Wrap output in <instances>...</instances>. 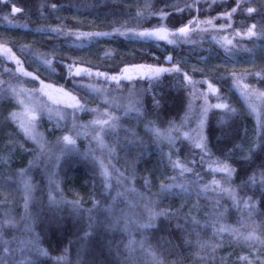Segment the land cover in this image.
<instances>
[{"label": "trees", "instance_id": "trees-1", "mask_svg": "<svg viewBox=\"0 0 264 264\" xmlns=\"http://www.w3.org/2000/svg\"><path fill=\"white\" fill-rule=\"evenodd\" d=\"M150 2L151 11L163 9L171 13L164 20L169 28L180 27L193 18L199 21L213 18L214 23L222 24L225 18L220 16V13L235 7V0H215V3L213 0H198L195 8L175 12L166 5L176 3L183 8L185 4H192L193 0ZM12 3L23 11L11 13ZM144 3L145 0H10L7 4L0 3V43L11 47L23 62V68L39 76L46 84L63 86L84 104L93 108L99 104L101 98L92 94L89 95L92 100L88 101L85 97L88 93L82 91L83 83H97L103 88L117 92H124L132 85L142 83L149 87L145 93L141 117L138 118L135 113L124 115L123 110H114L115 115L120 117V128L118 132L104 136L107 145L115 148V153L111 156L107 149L98 146L88 130L77 139L76 152L61 155L59 152L61 144L57 141L67 130L72 129L73 123L68 120L61 130L52 134L46 133L49 144L44 153L37 149L33 153H24L11 166H0V190L6 191L9 195V201L0 204V218H3L7 211L18 225L17 228L5 229V235L8 239L24 235L36 239L38 246L48 251V256L35 257L32 253L41 264H56L55 258L63 255L65 249L68 250L67 258L71 264H126L125 258L128 253L125 245L130 238L129 232L124 231L122 225L117 228L108 227L109 206L117 212L122 209V197L117 196L115 192V189L117 192L120 189V186L116 185L117 173H113L111 189L105 190L99 163L92 157L85 158L82 155L90 150L106 164L110 159L111 164L124 173V177L120 178L122 182L125 177H132L139 194L143 193L153 200L158 198V209L175 206L181 208L182 212L189 211V200L196 193L194 186L190 185L193 187L190 195L182 197L160 191V181L170 182L166 177L176 176L178 180L181 178L178 169L174 170L171 162L167 160L163 146L158 144L152 133L145 128V125L152 121L156 127L165 130L182 119L190 101L189 94L193 91L188 82L183 80V72H188L197 81L210 80L220 89L219 94L223 101L235 109V112L210 110L206 120V136L211 152L210 158L227 162L236 169L229 185L241 200V204L237 207L229 194L220 191L219 202L213 213L210 211L197 218L201 221L196 228L200 239L209 242L220 240V237L214 235L212 227L205 224V221L214 216L220 217L217 227L222 224L239 228L241 231L250 230L254 226L251 224L252 221L259 223L264 220V199L261 197L264 184L248 183V178L254 173L259 181V173L262 170L260 160L264 158V153L256 145L264 138V128H261L258 120L256 121L243 108L230 75L233 71L261 72L260 77L246 76L245 83L264 90V83H261L264 79V38H233L237 48L229 54L221 43L217 42L218 39L211 38L208 30H200L207 24H201L199 29L193 25L189 38L175 45L155 38L138 40L119 35L95 37L90 41L77 40L72 35H58L50 30L59 26L65 30L81 32H112L116 28L123 29L122 26L146 28L162 23L158 16L147 14L143 7ZM53 4H56L57 8L53 9L51 7ZM242 4L256 8L257 11L248 14L238 9L232 16V27L229 32L233 33L236 29L245 32L252 24L256 25L255 31L259 32L264 28V0H242ZM138 10L145 15L137 17ZM5 15L16 23H7L3 18ZM25 46L28 48L22 51ZM169 54L173 57L172 62L166 59ZM39 55L54 57L51 68L38 59ZM255 55H259L260 60L255 65H248V61ZM74 62L80 67L93 68L94 71L108 72L110 75H119L120 69L129 63L153 64L166 68L178 63L182 72L162 73L158 79L148 84L146 80L134 78L131 82L121 80L117 85L114 81L106 82L103 77H89L84 74L79 77L70 76L68 66ZM17 67L14 60L0 55V79L14 86L37 88L40 85L33 77L19 73ZM53 68L55 71H52ZM193 68L197 71L193 72ZM74 71L75 69L73 73ZM7 87V83L0 86V147L8 128L14 124L5 119L16 105L4 92ZM204 88L205 83L196 85L197 90ZM156 100L159 104L155 103ZM91 114L92 111L85 110L76 115V126L79 128L86 123ZM259 119L264 121V111L261 112ZM24 142L27 145L31 144L25 139ZM176 146L177 151L172 160L180 158L189 164L202 178L199 183L201 180L202 183H208L211 177H221L205 168L206 161L201 160L200 153L193 150L187 142L177 141ZM53 154L58 155L59 160L58 156L54 159ZM191 160H195L196 163L194 165L189 163ZM21 169L25 170V178L30 177L33 183V194L27 214L24 206L19 207L23 205L22 178L19 174ZM146 177L149 180L148 184H145ZM195 178L193 173L185 174L188 181ZM50 191L57 200L60 199L61 192L67 201L79 199L80 207L74 208L69 203H50L48 198ZM248 197H252L256 202V210L251 215L243 206V200ZM94 201L99 203L94 204ZM144 203L145 201L141 200V209ZM26 223L31 224L29 233L23 232ZM179 223L184 224V220L180 219ZM176 224V219L160 217L155 229L142 230L133 225L130 226V231L137 241L146 238L166 261L178 262L182 258L183 264H191L193 259L191 252L194 248L185 244V230L177 228ZM185 228L190 230L189 225H185ZM188 238L195 240V233ZM239 242L230 240L228 234H224L223 243L215 252L216 260L210 264H220L221 258L225 264H235ZM136 255L134 264H141L142 257L139 252Z\"/></svg>", "mask_w": 264, "mask_h": 264}, {"label": "snow or ice", "instance_id": "snow-or-ice-1", "mask_svg": "<svg viewBox=\"0 0 264 264\" xmlns=\"http://www.w3.org/2000/svg\"><path fill=\"white\" fill-rule=\"evenodd\" d=\"M10 0H0V3L7 4ZM163 2V0H162ZM198 0H193L192 4H185L184 7H179L176 3L171 5H166L171 7L175 12H183L185 8L192 9L196 7ZM215 3V0H213ZM53 9L57 8L56 4L51 5ZM144 9L147 10V14L149 16H158L160 21L166 20L171 13L164 11L163 9H158L156 11H151L152 4L150 0H145L143 5ZM238 9L247 12L248 14H252L257 11L256 8L248 7L247 4H242V0H235V7H231L230 11H225L220 13V16L226 18L228 21H231L232 16L234 13L237 12ZM23 10L20 7H17L16 4H11V13H19ZM197 11L199 9L197 8ZM137 17L144 16L145 13L142 11H137ZM4 20L9 24H14L16 21L9 19L8 15H5ZM201 24H207L209 26L216 27L213 25V18L206 19L204 21H199L196 18L188 20L187 23L182 24L180 27H172L169 28L167 25L163 23H159L153 27H146V28H139V27H128L122 26L123 31L120 28H116L113 32L118 33L122 36H129L135 37L137 39L144 38H155L157 40H164L167 41L168 44H178L181 40H187L190 36V33L193 31V25L197 29H199ZM226 27H231V24H222L219 25L220 29H224ZM256 25L252 24L250 27L247 28L245 32H241L239 29L235 30V36H247L257 37V38H264V28H262L259 32L255 31ZM52 32L57 33L58 35H72L80 40L81 38H93L98 36H108L112 35L111 32H81L79 30L73 29H63L59 26L50 29ZM204 31L206 29H200ZM215 39V37H213ZM221 43V45L225 48V51L229 54H232L237 46L233 43V39H230L228 36L221 37L220 40L217 41ZM28 46H25L26 50ZM245 51L250 52L251 49H244ZM0 55H3L7 59L14 60L16 62L17 71L24 76H31L34 80L39 81L41 87L38 90H29L24 88L22 85L17 87L13 86L12 84L8 83L0 79V86L4 84H8V87L4 89L7 97L10 100H14L15 103L19 106L18 111H9L8 115L5 117L6 120H10L16 123L17 127L19 128L20 132L23 133L24 137L27 139L32 140L35 142L41 153H44L47 150V143L44 140L41 133L38 132V122L40 120V114L44 111H47L49 114V118H52L53 110L47 108L44 105H40L36 103L33 99V92L39 91L44 93L48 96L50 100H53L54 103L60 104L65 103L64 100L54 98L51 92H45V89L54 90L58 93L61 97H65L71 101L68 104L72 112V119L73 125L72 129L67 130L62 136L58 138V143L62 144L64 147L65 152H62L61 155L65 153H72L76 152V143L77 137L80 135L86 134V129H91L92 138L97 142L98 146L101 149H107L109 155L115 153V148L109 147L104 140L105 134L116 133L120 128L119 120L120 117L114 115V113L110 112L107 107L103 110L96 108L91 109L97 113V117L89 122L88 125H81V131H76L75 135L72 134V130L76 129L75 123V112L77 110L83 111L86 108V105L81 103L80 99L74 95L71 91H68L63 86L57 87L53 84H46L43 80H40L39 76L34 75V73L28 72L23 68V62L20 60L19 57L12 51L11 47H8L7 44L0 43ZM38 59L42 61L44 65H47L51 68L53 64L54 57H47L44 55H39ZM166 59L169 62L173 61V57L169 54ZM73 69H75L73 73ZM69 75H75L77 77L81 76L82 74L87 75L89 77L96 76V77H103L106 82L114 81L117 85L120 84L121 80L126 81H133L135 77H146L150 80L158 79L162 73L165 72H182V69L178 63H173L171 68H166L162 66H156L153 64H142V63H129L125 64L122 69H120L119 75L112 74L110 75L108 72H102L99 70H93V68H83L75 64V62L68 66ZM8 71V70H6ZM52 71H55L53 68ZM197 69L193 68V72H196ZM232 76V83L235 88H237L241 95L244 96L245 100L248 102L249 109L257 114L258 117V124L261 128H264V121L260 120L259 117L261 115V111H264V108L258 107L256 101L260 102V105L264 106V90L256 88L254 85L249 83H245V77L248 75H254L256 77L261 76V72L255 73H248L247 71L243 73H236L233 71L231 74ZM183 80L187 81L188 84L192 87L193 91L191 95L193 99H196L197 96H201L204 99V104L202 106L201 117H200V124L199 128L200 131L197 133L195 138L189 136V133L184 132L183 136L188 139H193V143L197 149H200L206 155L211 156V153L207 149L206 144V137L203 134V127L205 120L207 118V112L209 108H219L224 109L226 112H235V109L231 108V106L224 102L222 97L219 95L220 89L213 84L210 80L205 79L204 81H197L193 78L192 75H189L188 72H183ZM200 83L207 84V91L204 90H197L196 85ZM261 83H264V79L261 80ZM87 88L92 89L94 92H102L101 89L97 88L93 84L86 85ZM216 94L217 101H220L216 104H210L208 101V93ZM104 103L107 105L112 103L109 101L107 96L104 98ZM156 104H159V101H155ZM142 105L139 101H129V103L124 106V115H129L130 113H135L137 117H141L143 115L141 111ZM55 115L59 118V120H63L64 114L57 110ZM145 128L159 140L161 138L168 139L169 142H173L174 138L171 136V132L173 128H169L166 131H162L160 128L156 127L152 121H149L148 124L145 125ZM179 131L178 128L175 129ZM127 131V129H126ZM132 135L135 136V133L132 132ZM13 141L9 139L8 144H12ZM257 147L261 148V152L264 153V138L261 139L259 145ZM20 147H23L21 144ZM11 151V149H10ZM85 158L92 157L96 160L100 165V175L104 178V188L105 190L111 189L112 185L110 183L113 173H117V182L120 183V178L124 177V173L120 172L119 169H116L114 165L111 164V160L109 159V163L106 164L103 159L100 157H96L94 153L90 150L87 153L82 154ZM169 160L172 164L173 169L179 170V177L180 180L177 179L176 176L166 177L170 182L164 183V181H160L159 189L162 193H167L168 195H176V196H185L190 195L193 191L194 186L197 195H207L210 191L216 192L217 190L222 192H227L232 200L233 203L239 207L241 204V200L237 198L235 191L232 188H224L221 184L220 180L213 179L208 183H199L198 181L200 178L199 173H195L194 169L188 167L187 164L181 162L178 158L176 160L171 159V154H168ZM59 160V156L57 157ZM0 160H6V157L0 156ZM203 160V156L201 157ZM189 163L195 164L196 161L192 160ZM261 171L259 173V181H257V176L254 173L252 176L248 178V183L256 184L259 182L260 184H264V158L260 160ZM111 168V170H110ZM209 169L212 172H219L223 173L225 177V181L230 179L232 175L235 173L236 169H234L229 163L227 162H220L216 161L215 165L209 164ZM186 173H193L196 177L191 181L185 179ZM21 176V184H22V199H23V206L25 208V213L27 214L30 200L32 199L33 194V185L30 181V178H25V170H20ZM125 179L131 180L132 177H125ZM53 181H50V183ZM149 180L145 178V184H148ZM57 184V188H58ZM19 191V189H18ZM126 191L135 192V188H126ZM123 193L117 192V196H122ZM262 199H264V192L261 193ZM49 201L52 204H59V203H69L74 208L80 207L79 199L67 201L64 199L62 192L60 199L57 200V197L49 192ZM115 199V198H113ZM139 199L145 201L142 205V214H137L136 209L141 207V205L136 200H129L127 209H120L118 212L116 209L109 206L107 209L109 213V228H117L121 225L123 226V230L129 232V239L127 244L125 245V249L128 255L125 258L126 264H134L135 260L137 259L136 253L139 252L140 256L142 257L141 264H183L182 258L178 262L174 261H166L159 255L154 249L153 246L147 242L146 238H142L141 240L137 241L135 237L132 235L130 231V226H135L137 229L142 230H151L157 227V220L160 217L176 219L177 228H181L185 230V244L191 245L194 250L191 252L192 261L191 264H210V262H214L216 260L215 252L218 248L221 247L223 243L224 234H228L230 240L239 242L241 240L245 241L249 245V253L247 254H240L237 256V260L241 261L242 264H264V220L257 223L252 221L251 224L254 225L251 227L250 230L241 231L239 228L230 227L226 225L219 224L220 217L214 216L212 219L205 221L206 225H210L213 229L214 235L220 237L219 241L216 242H209V241H202L200 239V234L196 231L197 226L201 224V221L197 219L195 215L192 214V209L190 208L188 212H182L181 208H177L175 206H169L167 209H158L157 207V200H153L150 197L145 196L143 193L139 194ZM9 201V195L6 191L0 190V204H5ZM99 203L98 201H94V204ZM243 206L248 211L249 215L256 210V202L253 201L252 197H248L247 199L243 200ZM91 210H89L90 212ZM30 219V217H29ZM183 219L184 224L179 223V220ZM185 225L190 226L189 228H185ZM247 222L245 223V226ZM18 225L15 221V218L10 216L9 213L6 211L3 218H0V264H41L39 259L34 258L32 253L35 254V257L39 256H48V251L44 248L38 246L36 239L31 236H13L11 239H8L5 235V229L8 228H17ZM24 233L31 232V224L26 223L23 228ZM195 233L196 239L191 240L188 237ZM88 235V233H85ZM29 253L26 255L25 253ZM255 254V255H253ZM68 250H64V254L55 258L56 264H71V262L67 258ZM21 257V258H18ZM220 264H225L223 258H221Z\"/></svg>", "mask_w": 264, "mask_h": 264}, {"label": "rangeland", "instance_id": "rangeland-1", "mask_svg": "<svg viewBox=\"0 0 264 264\" xmlns=\"http://www.w3.org/2000/svg\"><path fill=\"white\" fill-rule=\"evenodd\" d=\"M162 23L165 24L164 21H162ZM229 23L232 25V19H231V21H228L225 18L222 24H229ZM222 24H216L213 22V25H215L216 27L206 25V27L204 29L208 30L212 39H213V37H215V39H213V40H216V39L220 40L221 37H223V36H228L230 39H233V38L239 39L241 37H244L246 39L249 38L247 36H235V32H233V33L229 32L230 27L220 29L219 25H222ZM121 31H123V29H121ZM111 33H113L112 35H119L118 33H115L113 31ZM112 35H108V36H112ZM108 36H106V37H108ZM119 36H122V35H119ZM98 37H101V36H98ZM122 37L137 39L135 37H129V36H122ZM74 38L77 39L75 36H74ZM93 38H95V37H93ZM93 38L84 37V38H81L80 40L90 41ZM138 40H144V38H140ZM170 45H173V44H170ZM259 60H260V56L255 55L252 58V60L248 61V65H255ZM135 78L146 80L147 84L154 80V79L150 80L146 77H135ZM88 84L95 85L97 88L101 89L102 92L98 93V92L92 91V89H89L86 87V85H88ZM17 87H19V86H17ZM40 87H41V85H39L37 88H34V87L33 88L24 87V88H27L29 90H34V89L38 90ZM81 87H82V91H84L85 93H88V95H85V97L88 101L92 100L91 97H89V95L92 96V94L94 96L99 95L101 98L99 101V104L96 105L94 108L85 104L86 105L85 110L91 111V109H96V108L103 110L105 107H107L110 112L114 113V115H115L114 110H123L124 111V106H126L130 100L133 102L138 100L139 103L143 107L144 101H145V93H146L147 89L149 90V87H147L144 83H142L140 85H138V84L132 85L131 88H129L128 90H126L124 92H117L115 90L106 89V88H103L101 85H98L97 83H91V82L83 83ZM203 90L207 91V84H205V88ZM45 92H51V94L54 98L61 99V100L65 101V103L57 104V103H54L53 100H50L48 98V96L45 95L44 93H41L39 91L33 92V99L36 103H38L40 105H44L47 108H50L53 110L51 119L49 118V114L47 111H44L40 114V120L38 122V128H37L38 132L42 134L44 140L46 141L47 149H48L49 143L47 141L46 133L52 134L57 130H61L63 127L66 126L68 120L72 121V123H73V119H72L73 110L70 107H68V104L71 103V101L68 100L67 98L61 97L58 93H56L54 90H51V89H45ZM238 93H239L238 99L242 102L243 108H245L246 111L252 117H254L255 120L257 121L258 120L257 114L252 112L249 109L248 102L245 100L244 96L241 95L239 90H238ZM105 96H107L109 101H111L112 103H109L106 105L104 103ZM189 100L190 101H189L187 110L183 114L182 119L179 122L174 123V125L168 127L167 129L162 130V131H166L169 128H173V131L171 132V136L174 138L173 142H169L168 139H164V138H161L158 140L154 134H152V135L155 137L157 143L161 144L163 146L165 156H166L168 161H170L169 156H168L169 153L171 154V159H173V157L176 154V151H177L176 143H177V141L179 142L180 140H183V141L187 142V144L193 150H197L200 153V156L201 157L203 156V159L206 161L205 168L207 170H209L212 174L221 175V177H216L215 179L220 180L221 184L223 185L224 188H230V185H229L230 179L225 181V177H224L223 173L212 172L209 169V164L211 163L214 166L215 162L217 160L214 158H210L209 155H206L200 149H197L193 143V139H188V138H185L183 136V133L187 132V133H189L190 137L195 138L197 133L200 131L199 124H200V117H201L202 106L204 104V99H203V97H201L199 95L197 96L196 99H193V96L190 93L189 94ZM208 101L210 104H216V103L220 102V101H217L216 94L210 93V92L208 93ZM81 103H83V102L81 101ZM256 103H257L258 107H263L262 105H260L259 101H256ZM212 109H219V108H209L208 112ZM18 110H19V106L16 104L13 111H18ZM57 110L61 111L64 114L65 118L63 120H59V118L55 115V112ZM85 110H83V111L77 110L75 112V117H76V115L84 112ZM221 110H224V109H221ZM208 112H207V115L209 114ZM96 117H97V113L92 111L90 118L83 125H88L89 122L92 121L93 119H95ZM206 120H207V118H206ZM206 120H205L204 127H203V134L207 138V136H206ZM176 128H178L179 131H176L175 130ZM86 130H88V132L90 134H92L90 128L86 129ZM76 131H81V127L80 126H79V128L77 127L72 134L75 135ZM78 138L79 137H77L76 139H78ZM9 139H11L13 141L12 144H8ZM24 139L29 141L31 144L27 145L24 142ZM104 140H105V138H104ZM105 143L107 144L106 140H105ZM21 144L23 145V147H20ZM206 144H207V149L210 152L207 139H206ZM10 149H11V151H10ZM37 149H39L38 145L35 142H33L32 140L24 137L23 133L20 132L16 123H14L8 128V131L6 132V134L4 136V140H3L2 145L0 147V156L6 157V160H0V166H3V165L11 166L24 153H29V152L33 153ZM59 152L60 153L64 152V147L62 144H61V147H59ZM57 156L58 155L53 154L54 159H56ZM179 160L181 162L185 163V161L181 160L180 158H179ZM185 164H187V163H185ZM187 166L191 167L189 164H187ZM178 175H179V170H178ZM26 178H30V177H26ZM212 179H213V177H211V180ZM124 180L122 182L120 179L121 182L120 183L117 182V184H116L117 187H118V185L120 186V189H118V191L120 193L124 194V195L120 196V197H122V200H123V202H121L122 203V209H127L129 200H136L141 205V200L139 199L138 188L135 187L132 179L131 180L124 179ZM30 181L32 183L31 178H30ZM201 184H203L202 180H201ZM32 185H33V183H32ZM126 188H135L136 191L135 192L126 191ZM115 192L117 193L116 189H115ZM225 194H228V193L225 192ZM219 195H220L219 190H217L216 192L210 191L207 195H199V196L197 195V193H194L193 198L189 200L190 206H189L188 210L191 208L192 214L195 215L197 218L208 214L210 211H211L210 213L212 214L213 210L217 208V205L219 202ZM20 206L23 207V205H19V207ZM136 212H137V214H142V209L139 207L136 209ZM239 245H240V247L237 248L236 254H235L236 255L235 264H242L241 261L237 260L238 255L247 254L250 251L249 245L245 241H243V242L240 241ZM253 255H255V254H253Z\"/></svg>", "mask_w": 264, "mask_h": 264}]
</instances>
